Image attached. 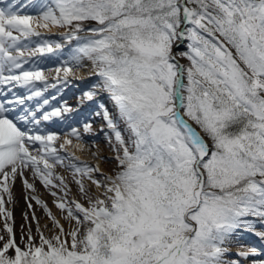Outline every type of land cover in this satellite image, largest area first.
<instances>
[{"label":"snow or ice","instance_id":"1","mask_svg":"<svg viewBox=\"0 0 264 264\" xmlns=\"http://www.w3.org/2000/svg\"><path fill=\"white\" fill-rule=\"evenodd\" d=\"M0 4V86L29 93L0 100V189L11 200L9 180L32 167L46 186L64 190L63 197L52 195L69 224L75 222L65 233L49 209L59 231L50 238L40 232L39 244L29 231L22 248L0 195L9 234L0 264H242L250 257L251 264H264V249L255 246L226 259L228 245L244 232L264 243V230H257L264 228V0ZM25 9L36 14H20ZM50 26L65 29V43L44 39L38 29ZM185 41L187 51L174 53ZM53 57L50 83L39 64ZM88 64L96 81L79 105L107 94L114 110L99 104L82 122L83 133L93 132L96 117L105 122L100 130L111 133L116 153L111 175L66 147L85 149L80 129L69 125L61 155L60 134L36 128L77 111L66 102L51 107L45 92L67 86L75 69ZM31 101L35 110L26 106ZM37 143L40 154L33 155L28 145ZM56 164L72 170L87 206L65 199L69 186L54 173Z\"/></svg>","mask_w":264,"mask_h":264},{"label":"bare ground","instance_id":"2","mask_svg":"<svg viewBox=\"0 0 264 264\" xmlns=\"http://www.w3.org/2000/svg\"><path fill=\"white\" fill-rule=\"evenodd\" d=\"M54 29H55V26H50L49 30L51 31ZM25 66H27V65H25ZM55 67H51L50 69H54ZM79 72H80L79 74L77 73V75H79V76H76L77 77L76 79H79V77H83L84 79H79L81 82H85L87 80H90V78L93 77V76L89 75V72H90L89 70L88 71L82 70ZM0 87H3V91L5 93V95H0V100L12 99L13 96H17L16 91H18V90H19V92H22V94L25 96H27L29 94L27 89L20 87V86H17L15 88L11 87V85H5V86H0ZM57 87L60 89L59 85ZM96 99H99V98H96ZM54 101H55V99L52 102H54ZM33 102L34 101L28 102V104L26 106L32 108L31 105H33ZM84 109H85V107H84ZM19 111H20V109L17 108V111L15 113H13L12 115H18ZM39 115L40 114L38 113V116ZM83 115L87 117V116L92 115V113L84 112ZM67 117L69 119H73V120L76 119V116H73L72 113L68 114L66 116V119H67ZM68 121H70V120H68ZM58 122L59 121L42 122L39 126H36V128H37V130L40 131L41 134H46L47 132L59 133L61 136V139L55 143V147L57 148V150L60 152L61 155H64L65 154L64 150L60 149L59 145L61 143H63V137L62 136L64 134L62 135V130H64L65 128L62 124H59ZM28 128H33V126L28 125ZM82 134L84 136V141H82V142L85 144V149L83 151H81L79 149H75L71 145L66 146V147L70 151H75L76 155L79 156L81 158V160L86 161L91 166L94 163V157L92 156L93 155L92 153H94V152L92 151V149L87 144L89 142V139H87L86 133L82 132ZM72 139H73V143L75 144L76 143L75 138H72ZM28 147L30 149V152H32L33 155H39L40 154L38 143H37V145H28ZM50 162H52V161H50ZM100 163H101V161H100ZM100 163L98 165L100 166V169L103 172V169L101 168L103 166ZM54 173L56 175H62V176H64V178H65V176H68L67 178H65V180L68 183L69 192H68V196L65 199L66 200H73V199L80 200V202L85 203V206H87V202L83 198V196L79 190H76V192L71 191V189L73 187L72 186L70 187V183L72 180H75L72 176V170L63 167L60 164H56L55 169H54ZM97 178H99V177H97ZM25 179H27L28 183H31L34 185V189H35L34 191H33V189H29L26 187V185L24 183ZM0 182H3L2 177H0ZM55 182L59 183L58 180H56ZM87 183H90V182H87ZM9 184L11 186L12 199L9 200L7 193H3L2 189H0V195L4 196V200H5L4 208L12 213L11 218L8 219V223L13 227V233L15 236L16 243L20 247H22V248L25 247V242L27 240V236H28L29 231L31 232V235L33 237H35V242L37 244H39L40 232L48 230L46 228L47 221H48V223L53 222L51 216L48 215L49 209L56 216V218L60 220L61 224H63L65 233L70 231L71 228L75 226L74 221L72 222L71 225L69 224L68 220L66 219V215H67L66 212H62L56 206L55 201H56L57 197H54L52 195L53 192H56L58 197H63L64 196V190L60 189V188H53L51 186H46L43 183V181L40 179V177L38 175H35V170L32 167H29L28 169H26L24 171L23 176L17 175L15 181L9 180ZM92 190L93 191L95 190L94 186H93ZM34 197H39V199L43 200L47 204L48 207L45 208L42 204L37 203V201H36V199H34ZM29 204H31V207H29ZM27 216L32 217L31 218V219H33L32 223H28ZM45 218H48L49 220H46ZM0 222L5 223V216H4L3 212H0ZM26 223H28V226H26V230H27L26 232L27 233L25 232V230L23 231V229H22L23 226H25L24 224H26ZM50 224H52V223H50ZM15 230H17L16 231L17 233H15ZM0 236H3L4 238H7V239L9 238V234L7 233V230L5 231L1 226H0ZM51 236H53V234H50L49 238ZM68 239L70 241L71 238L69 237ZM6 240H4V239L0 240V248L3 247V244ZM248 262L249 263H246V264H251V260Z\"/></svg>","mask_w":264,"mask_h":264},{"label":"rangeland","instance_id":"3","mask_svg":"<svg viewBox=\"0 0 264 264\" xmlns=\"http://www.w3.org/2000/svg\"><path fill=\"white\" fill-rule=\"evenodd\" d=\"M4 3H7V0H4ZM21 3H23V0H21ZM0 6H4V5L0 4ZM20 14L35 15L36 12H35V10H32V9H25V10L21 11ZM38 30L45 34L44 39H46V40L58 41L61 43H65L64 39L60 35V33L64 32L65 29L55 27V29L51 30V31L49 29H38ZM34 39H38V38H34ZM186 43L187 42L185 41L184 44H181L183 46V48H179V47L174 46L173 52L174 53H180V52L187 51ZM35 46H36L35 44L31 45V47H35ZM64 58H66V57H64ZM177 59L182 64L187 65L189 63L187 58H185L183 56H177ZM26 65L27 66H25V69H28L30 67V64H26ZM55 66H57V61L54 57L50 60H45L43 63L39 64V67H42L45 70V74L49 76V82L50 83L55 82L52 79V77L55 76V72L49 71V70L51 67H55ZM87 69L89 71L91 70L90 64H88L84 68L75 69L76 76H79V75H77V73L78 74L80 73L79 71H82V70L88 71ZM78 80L79 79L73 78L72 82L69 83L67 86L59 85L60 89L58 87L57 88H49L45 92V98L50 99L51 107H61L66 102L73 109H77L76 112H73V115H75L74 113H81V114L76 115V117L78 116V118L81 117L80 120H77L76 122H73V123L69 122V124L67 126H64L65 129L62 130V135L67 133L68 131H70L69 125H71V127H76L78 129H80V131L83 132L82 122L84 121L86 116L84 117L82 113H84V112L93 113L94 111H99V108L97 107L99 104H104L105 106H107L109 108L110 111L114 110L112 102H111V100L107 94H101L100 96L97 97L99 99H95V101H93V102H86L84 105H79L80 96H82L83 93L85 91H87L88 88L93 83H95L96 78L93 76L92 78H90V80H87L85 82H81L80 80L79 81ZM43 86L44 85L42 82H38L37 87H43ZM16 93H17V96H25L22 94V92H19V90L16 91ZM52 97H55V101H54L55 103L52 102L53 101V99H51ZM31 106H32V109L35 110L36 102L34 101L33 105H31ZM51 107L45 106L44 110L49 111V110H51ZM84 107H85V109H84ZM92 123H93V132L92 133H86L87 139H89V142L87 144L92 149V151L95 153V155H94V153H92L93 155L91 154L94 157V163L91 166L98 165L101 161L100 164L103 166V167H101L103 169V172L107 173L109 175L114 174V172L116 171V160H115L116 153L109 143L108 136H110L111 133L109 132L108 136H106V132H107L106 127H105V131L100 130L101 125H103L105 123L100 117L95 118ZM62 137H64V135ZM205 139H208V138L205 137ZM93 143L95 144V147L93 146ZM67 177L68 176H65V178H67ZM74 181L75 180L71 181L70 187L71 186L73 187L71 189V191L76 192V190H79L78 189L79 187L76 184V181L75 182ZM31 218L32 217L27 216L28 223L33 222L32 221L33 219H31ZM45 219L49 220L48 218H45ZM28 223L24 224L25 226H23V228H22L23 231L25 230V232L27 231L26 226H28ZM50 223H52V224H50ZM50 223H48V221H47L46 228L48 230L43 231L44 235L47 237H49L50 234L55 235V233H57L59 231V229L54 227L53 222H50ZM0 226L6 231L4 222H0ZM257 230H264V228L257 225ZM16 231L17 230H15V233H17ZM6 239L7 238H4V240H6ZM253 243H255V245ZM241 245H243V247H241ZM256 245L260 246L259 248L264 249V243H262L260 238L256 237L255 235H253L250 232H244L240 239L237 240L234 238L233 242L228 245V247L231 249V254L226 256V259H229V260L238 259V257L235 255L238 251L247 250V248H250L253 246L258 247ZM9 254L14 255V252H12L10 250ZM260 258H264V257H260ZM252 259L253 258L250 257V258H248L247 261H242V264L249 263L248 261H250Z\"/></svg>","mask_w":264,"mask_h":264},{"label":"water","instance_id":"4","mask_svg":"<svg viewBox=\"0 0 264 264\" xmlns=\"http://www.w3.org/2000/svg\"><path fill=\"white\" fill-rule=\"evenodd\" d=\"M180 46H181V47H180ZM180 46H179V48H183V46H182V45H180Z\"/></svg>","mask_w":264,"mask_h":264}]
</instances>
